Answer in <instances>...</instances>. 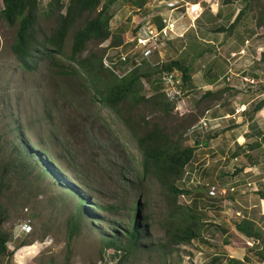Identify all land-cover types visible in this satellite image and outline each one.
<instances>
[{
	"label": "rangeland",
	"instance_id": "obj_1",
	"mask_svg": "<svg viewBox=\"0 0 264 264\" xmlns=\"http://www.w3.org/2000/svg\"><path fill=\"white\" fill-rule=\"evenodd\" d=\"M145 1L140 8L141 0L113 2L108 27L121 43L109 48L110 37L89 40L79 57L130 52L134 24L162 14L174 34L139 66L150 73L139 94L160 93L161 66L177 60L187 79L168 112L132 97L118 103L117 112L97 101L93 90L101 83L68 58L73 31L96 11L68 30L59 52L40 50L27 68L11 50L16 23L0 18V214L10 253L0 264H114L121 253L104 242L125 240L136 205L142 232L123 264H204L214 256L220 264L228 243L223 234L238 212L253 218L254 208L261 212L260 204L248 207L264 195V0L235 2L244 11L231 25L237 13L221 7L230 0H217L213 9L216 0H147L144 7ZM45 4L39 1L40 14ZM40 14L37 41L55 25ZM206 91L210 95L202 96ZM153 125L170 144L194 148L172 182L182 193L169 192V180L161 183L152 169H142L136 137ZM69 218L78 227L67 254ZM186 223L195 237L175 243V230Z\"/></svg>",
	"mask_w": 264,
	"mask_h": 264
},
{
	"label": "trees",
	"instance_id": "obj_2",
	"mask_svg": "<svg viewBox=\"0 0 264 264\" xmlns=\"http://www.w3.org/2000/svg\"><path fill=\"white\" fill-rule=\"evenodd\" d=\"M40 0H0V18L7 25L11 26L16 23V30L14 35V41L11 45V50L15 57L19 61L20 65L27 68L29 62L34 56H36L40 50H53L54 53L59 52L63 39L68 32L72 29L77 21L83 14L87 15L93 11L95 14L91 17L85 18L82 24L77 27L71 36V44L69 48L68 58L76 62V65L86 72L88 75L97 78V82L101 83L99 88L94 89V93L97 95V101L104 106L110 108L112 111L117 112V104L123 101L125 98H135V101H151L152 105L157 110L168 112L171 109L172 103L167 101L163 93H156L149 98L139 94L140 77L149 76V70H142L141 68H135L122 76H116L115 73L110 70L109 67H104L102 64V57L95 54H89L88 57H79L82 52L85 43L89 40L102 41L110 37V46H116L121 43V35H111L108 27V22L111 17L109 13L110 5L116 0H67L66 4H62L61 0H46L45 8L41 14L38 12V4ZM247 0H244V2ZM139 4L137 8H140L143 4ZM244 10H239L234 16L231 25L237 15ZM42 15L45 18H54V28L49 34L42 35L40 40L34 38V26L38 15ZM154 22L158 27L162 25L160 16L155 15L153 17ZM196 20V19H195ZM176 68L179 70L181 80L187 79V68L179 63L177 60H172L162 65V69L171 70ZM107 72L109 78L102 74ZM210 95V92L206 91L202 96ZM125 123L126 120H123ZM128 124V123H126ZM131 130V127L128 126ZM136 143L141 151L142 155V169L146 172V168L152 169V174L161 183L164 180H169L166 185L169 192L182 193L173 186L172 182L177 179L184 166L192 158L194 148L193 146H179L177 144H170V140L161 127L153 125L150 130L146 131L143 135L136 137ZM78 201L82 204L83 199L79 196ZM264 197V195H261ZM80 207V204H79ZM79 211L80 208H78ZM134 210V208H133ZM85 211V210H84ZM138 205L135 207V213L130 220V223L124 231L125 240L121 242H113L111 239H107L104 242L105 248H111L121 254L118 256L114 264H123V260L130 251V249L138 241L139 234L142 232L141 223L138 220ZM89 212V211H88ZM85 211V213H88ZM3 218L0 214V262L3 258L8 259L10 253L6 249V242L8 234L1 228ZM186 222L189 218L185 219ZM234 228L246 237H253L255 235L253 230V222L249 220H240L234 223ZM66 243L65 251L69 253V242L77 231V223L73 218L67 220L66 225ZM194 230L191 229L189 224H185L179 227L174 232L173 241L187 243L192 237H195ZM68 259V256H66ZM4 264H8L5 262ZM67 264V261L65 262ZM227 264H246L235 259H228Z\"/></svg>",
	"mask_w": 264,
	"mask_h": 264
},
{
	"label": "built area",
	"instance_id": "obj_3",
	"mask_svg": "<svg viewBox=\"0 0 264 264\" xmlns=\"http://www.w3.org/2000/svg\"><path fill=\"white\" fill-rule=\"evenodd\" d=\"M155 15L160 16L162 25L158 27L153 20ZM154 16H145L141 21L134 24V28L130 31L132 36L130 46L133 49L130 52L119 53L118 55L106 54L102 57V64L104 67H109L116 76H122L135 67L140 66L144 62H149L148 59L155 55L160 47L164 46L168 39L174 34L173 26L169 20L162 14H155ZM182 34L179 36L181 37ZM126 42H123L125 44ZM128 43V42H127ZM109 48L113 46L107 45ZM159 54V53H158ZM159 65V64H156ZM128 67L126 71L120 70L121 68ZM160 76V83L162 84L161 91L169 99H175L180 96L178 85L180 83V73L177 69L162 70ZM177 101V100H176ZM178 102V101H177ZM203 128L205 122L202 121ZM223 192V191H222Z\"/></svg>",
	"mask_w": 264,
	"mask_h": 264
},
{
	"label": "crops",
	"instance_id": "obj_4",
	"mask_svg": "<svg viewBox=\"0 0 264 264\" xmlns=\"http://www.w3.org/2000/svg\"><path fill=\"white\" fill-rule=\"evenodd\" d=\"M230 1L233 2L234 4H232L230 2V3L224 4V7L223 6H221V7L224 9L230 10V11L232 10L231 8H233L232 12L235 15V13H237L239 11V8L235 5V2H237V1L244 2V0H230ZM216 2H217V4H212V9H213L214 5H216V6L218 5L217 0H216ZM145 4H147V0L144 3V7H145ZM209 11L211 13H213L212 10L209 9ZM191 26H192V24H191ZM184 37H185V34H184ZM180 38H183V36ZM207 42H209V41H207ZM260 110H262V108ZM257 112H256V115H257ZM240 121H242V119H240ZM240 138L244 139V135L242 134L240 136ZM244 169H246V168H243L242 172L245 171ZM230 188H233V187L230 186ZM259 204L262 207H264V197L259 196L258 204H253L252 206L248 207V209H250L252 207H257L256 205H259ZM244 205H245V203H244ZM262 207H260L261 212H259V207H258V210H257V208L256 209L254 208V212H255L254 215L256 216V218L249 217L248 212L246 215H244L243 210L241 212H238V215H236V216H238L239 220L236 219V223L242 219L252 221L253 222V230H254L255 234L257 233V231L254 229V224L260 228V230L262 231L261 232L262 234L260 233V235H261L260 237L264 239V225L261 226L259 224V221H258L260 216H263L262 221H264V210ZM233 226L234 225L230 226L226 230V232L223 234V236L226 237L228 243L226 242V245L223 246V249L225 250V254L224 255L219 254L221 257H223V262L220 264H227V260L229 258L235 259L237 261H240V262H243L246 264H264V254H261V253H263L262 249L264 248V242L261 241L259 243L258 240H261V239H259V237L255 236V235L253 237L244 236L240 232L234 230ZM257 243H258L257 248H253V245H256ZM214 255H216V254H214ZM255 258H257L258 260H256ZM218 261H219V257L214 256V258H212V257L209 258L208 262H205L204 264H219Z\"/></svg>",
	"mask_w": 264,
	"mask_h": 264
},
{
	"label": "clouds",
	"instance_id": "obj_5",
	"mask_svg": "<svg viewBox=\"0 0 264 264\" xmlns=\"http://www.w3.org/2000/svg\"><path fill=\"white\" fill-rule=\"evenodd\" d=\"M182 36H183V35H182ZM182 36H181V37H182ZM179 38H180V37H179ZM160 65H161V64H159V66H160ZM135 68H140V67L138 66V67H135ZM135 68H133V69H135ZM161 68H162V66H161ZM133 69H132V70H133ZM175 69H176V68H175ZM163 70H165V69H163ZM177 70H178V69H177ZM130 71H131V70H130ZM178 71H179V70H178ZM127 73H128V72H127ZM179 73H180V72H179ZM142 77H143V76L140 77V82L144 84V81H143ZM180 85H181V75H180V83H179V85L177 86L178 89L181 87ZM159 90H160L161 93H163V92L161 91V88H159ZM179 91H180V90H179ZM163 95H164L165 99H166L167 101L171 102V103H173V102L176 100V98H175V99H169L167 96H165L164 93H163ZM178 101H179V100H178ZM176 103H177V101H176ZM202 121H204V120H201L200 123H201ZM204 122H205V124H206L204 128H206V126H207V122H206V121H204ZM200 127L203 128L202 123H201V126H200ZM228 190L233 191V188H229ZM221 191L225 192V189L222 188ZM210 194L212 195V192H210ZM244 220H245V219H244Z\"/></svg>",
	"mask_w": 264,
	"mask_h": 264
}]
</instances>
